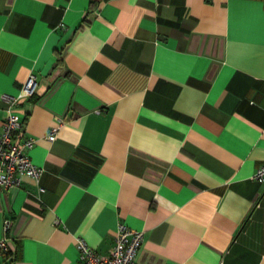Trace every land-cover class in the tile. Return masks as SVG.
Wrapping results in <instances>:
<instances>
[{
    "label": "crops",
    "instance_id": "1",
    "mask_svg": "<svg viewBox=\"0 0 264 264\" xmlns=\"http://www.w3.org/2000/svg\"><path fill=\"white\" fill-rule=\"evenodd\" d=\"M30 74L12 264L108 255L120 222L140 264H264V0H0V127Z\"/></svg>",
    "mask_w": 264,
    "mask_h": 264
},
{
    "label": "built area",
    "instance_id": "2",
    "mask_svg": "<svg viewBox=\"0 0 264 264\" xmlns=\"http://www.w3.org/2000/svg\"><path fill=\"white\" fill-rule=\"evenodd\" d=\"M37 79L35 74H30L16 95L5 94L11 107L4 123L0 127V189L7 190L19 187L25 176L39 179L44 168L37 165L31 158L30 150L35 144V138L23 135V119L16 106L35 93ZM61 122L53 125L47 138H53L57 133ZM253 177L258 181H264V164H261L254 172ZM40 190L43 187L40 186ZM11 228V219L5 218L3 222L4 232ZM144 230L131 228L124 222H120L115 232L114 245L108 255H102L93 249L87 241L79 237L77 247L79 251L78 261L75 264H140L137 256L138 250L144 242ZM10 251L7 235L0 238V253L7 255Z\"/></svg>",
    "mask_w": 264,
    "mask_h": 264
},
{
    "label": "trees",
    "instance_id": "3",
    "mask_svg": "<svg viewBox=\"0 0 264 264\" xmlns=\"http://www.w3.org/2000/svg\"><path fill=\"white\" fill-rule=\"evenodd\" d=\"M7 259H9V263H8V264H12L13 261H14V258H12V254H11L10 251H9L8 254H7Z\"/></svg>",
    "mask_w": 264,
    "mask_h": 264
}]
</instances>
